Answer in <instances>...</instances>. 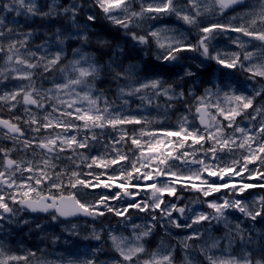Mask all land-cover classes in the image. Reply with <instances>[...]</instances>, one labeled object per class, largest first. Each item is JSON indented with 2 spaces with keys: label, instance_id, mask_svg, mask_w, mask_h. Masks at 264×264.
I'll return each mask as SVG.
<instances>
[{
  "label": "clouds",
  "instance_id": "1",
  "mask_svg": "<svg viewBox=\"0 0 264 264\" xmlns=\"http://www.w3.org/2000/svg\"><path fill=\"white\" fill-rule=\"evenodd\" d=\"M261 129L264 0H0V264H264Z\"/></svg>",
  "mask_w": 264,
  "mask_h": 264
},
{
  "label": "snow or ice",
  "instance_id": "2",
  "mask_svg": "<svg viewBox=\"0 0 264 264\" xmlns=\"http://www.w3.org/2000/svg\"><path fill=\"white\" fill-rule=\"evenodd\" d=\"M220 3L223 7H228L230 0H220ZM166 9L160 8V9H155V11L157 12H162L165 11ZM217 28H219L220 30H225V31H230V32H237L240 31V29L238 28H231V27H225L223 25H217V26H213L212 28H206L204 29L205 32H212L217 30ZM226 67H232L231 65H225ZM247 107V105H245ZM225 120H227L229 117L225 116L224 117ZM81 119L83 120H91L92 118L90 116H84L81 117ZM128 123H138V121H129ZM261 131H264V129H261ZM161 135L163 136H180L181 134L179 132H164ZM186 139H191L193 141V143L199 144L201 142V139H196L195 137H188ZM133 143H138V141H133ZM226 145H220L221 150H224ZM171 145L169 144H165L163 140L158 141L155 144H151L148 148H147V152H151V153H161L162 150H166L168 148H170ZM183 147V146H181ZM257 153L259 155H257ZM166 154L168 156L173 155L172 152H166ZM260 156H264V146H261L259 148H252L249 151V154L245 157V166L241 167H237V168H222V172L223 173H231L233 177H235L236 179H240L241 177H247V180L240 183V184H236L235 182L228 184L227 181V177H225V179L222 181V184H224L227 187H239L241 190H245V189H249L252 186H257V187H262L264 188V168H257L256 164L258 162H260ZM163 162V161H162ZM97 167H101V165H97ZM29 172L31 171V169L28 170ZM139 171V169L137 170ZM155 171H159V169H155ZM252 173V174H250ZM209 176H217L218 173L215 171H209L208 172ZM152 176H145L144 177V182L145 184H151L152 182ZM37 183H40V181H37ZM193 187H195V185H193ZM118 190V189H117ZM141 190H143V186H141ZM212 190L213 191H220L221 190V186L220 185H212ZM170 194H174V193H170ZM210 194V193H209ZM27 195V193H26Z\"/></svg>",
  "mask_w": 264,
  "mask_h": 264
}]
</instances>
